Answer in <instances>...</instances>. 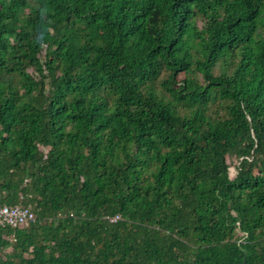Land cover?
Masks as SVG:
<instances>
[{
	"label": "trees",
	"instance_id": "16d2710c",
	"mask_svg": "<svg viewBox=\"0 0 264 264\" xmlns=\"http://www.w3.org/2000/svg\"><path fill=\"white\" fill-rule=\"evenodd\" d=\"M18 203L0 264H264V0H0Z\"/></svg>",
	"mask_w": 264,
	"mask_h": 264
},
{
	"label": "built area",
	"instance_id": "2783aa9c",
	"mask_svg": "<svg viewBox=\"0 0 264 264\" xmlns=\"http://www.w3.org/2000/svg\"><path fill=\"white\" fill-rule=\"evenodd\" d=\"M115 216L111 220L117 219ZM34 220V214L29 207L21 203L13 205H0V225L6 224L13 228L22 227Z\"/></svg>",
	"mask_w": 264,
	"mask_h": 264
},
{
	"label": "rangeland",
	"instance_id": "374dc122",
	"mask_svg": "<svg viewBox=\"0 0 264 264\" xmlns=\"http://www.w3.org/2000/svg\"><path fill=\"white\" fill-rule=\"evenodd\" d=\"M232 169H233L232 166H230V171H232Z\"/></svg>",
	"mask_w": 264,
	"mask_h": 264
}]
</instances>
